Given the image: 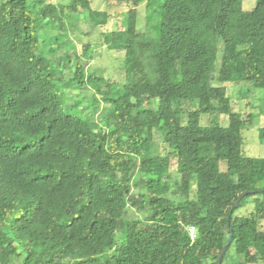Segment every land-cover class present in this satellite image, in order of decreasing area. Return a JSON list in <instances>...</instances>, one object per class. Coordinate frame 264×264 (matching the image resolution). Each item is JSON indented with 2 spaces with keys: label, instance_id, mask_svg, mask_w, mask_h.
I'll return each instance as SVG.
<instances>
[{
  "label": "trees",
  "instance_id": "1",
  "mask_svg": "<svg viewBox=\"0 0 264 264\" xmlns=\"http://www.w3.org/2000/svg\"><path fill=\"white\" fill-rule=\"evenodd\" d=\"M242 4L147 0L143 31L130 11L104 33L118 85L67 39L73 15L108 23L92 0H0V264L264 263V157L228 94L264 90V0Z\"/></svg>",
  "mask_w": 264,
  "mask_h": 264
},
{
  "label": "rangeland",
  "instance_id": "2",
  "mask_svg": "<svg viewBox=\"0 0 264 264\" xmlns=\"http://www.w3.org/2000/svg\"><path fill=\"white\" fill-rule=\"evenodd\" d=\"M147 0H92V8L98 11L106 12L109 15V21L102 27L94 26L85 15H73L71 19H65L67 23V39L75 46V54L82 55L83 47L87 44L91 45V57L84 58L88 71L102 74L111 80L122 84L126 78L123 71V52H115L109 50L104 43V33L115 29L126 30L128 26V13L132 10L137 12V27L139 31L145 29V4ZM47 3L54 5L66 4L67 0H46ZM256 6V0H243V10L252 11ZM70 21L73 26L70 25ZM75 63L73 59L72 64ZM67 76L71 73L67 72ZM66 94H73L71 105L74 100L81 99L91 95L90 91H70ZM228 94L232 98V105L236 111H243L244 116L252 112L255 115L253 123L247 124L243 129V151L247 156L264 157V143L259 139L260 129L264 127V90H255L247 94L244 93L240 84L228 85ZM156 105L154 104L153 107ZM83 105L75 112L87 118V112L81 111ZM110 107L102 104L101 111L110 110ZM203 116V123L208 124L212 121V117ZM98 119V115L95 116ZM214 122L220 125H227V116L221 115L214 118ZM160 139V138H159ZM252 210V204L240 208L237 215L247 214ZM137 216H132L136 218ZM231 263L238 262L242 257L232 251L229 255ZM264 264V263H263Z\"/></svg>",
  "mask_w": 264,
  "mask_h": 264
},
{
  "label": "built area",
  "instance_id": "3",
  "mask_svg": "<svg viewBox=\"0 0 264 264\" xmlns=\"http://www.w3.org/2000/svg\"><path fill=\"white\" fill-rule=\"evenodd\" d=\"M187 230L189 232L191 240H195V238H196V229H195V227L189 226L187 228Z\"/></svg>",
  "mask_w": 264,
  "mask_h": 264
},
{
  "label": "water",
  "instance_id": "4",
  "mask_svg": "<svg viewBox=\"0 0 264 264\" xmlns=\"http://www.w3.org/2000/svg\"><path fill=\"white\" fill-rule=\"evenodd\" d=\"M238 205H239V202H237V203L235 204V206L233 207V210H234ZM227 250H228V247H226V248L224 249V251L222 252V254L220 255V257H219V264L222 263L223 258H224V255H225V253H226Z\"/></svg>",
  "mask_w": 264,
  "mask_h": 264
}]
</instances>
